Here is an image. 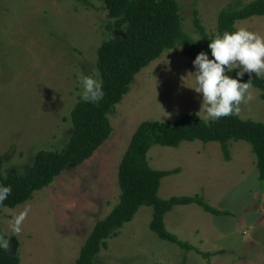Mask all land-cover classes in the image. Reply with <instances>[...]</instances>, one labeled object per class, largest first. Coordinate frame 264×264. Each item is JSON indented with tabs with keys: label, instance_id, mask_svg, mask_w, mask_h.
Returning <instances> with one entry per match:
<instances>
[{
	"label": "rangeland",
	"instance_id": "374dc122",
	"mask_svg": "<svg viewBox=\"0 0 264 264\" xmlns=\"http://www.w3.org/2000/svg\"><path fill=\"white\" fill-rule=\"evenodd\" d=\"M233 0H177L183 31L200 38L197 11L206 31H215L219 10ZM247 2L249 0H241ZM99 0H0V172H20L38 149H60L70 135L65 118L79 95L77 72L96 68V49L111 35ZM264 37V15L237 20ZM200 40V39H198ZM172 50V51H171ZM171 51V52H170ZM191 60L180 46L164 50L137 72L129 90L108 113L112 130L93 154L68 166L31 198L0 210L1 235L15 241L18 264H75L95 221L118 201L117 167L130 136L146 119H177L185 112L202 117V96L191 87ZM240 103L241 118L264 122V98L251 86ZM200 111V112H199ZM226 159L218 141L152 145L151 167L177 168L163 176L157 194H200L215 215L196 203L174 205L164 215L167 230L195 249L185 250L149 228L152 207L141 205L101 246L93 264H264V181L255 154L243 140H230ZM28 208L20 233L9 221Z\"/></svg>",
	"mask_w": 264,
	"mask_h": 264
},
{
	"label": "trees",
	"instance_id": "16d2710c",
	"mask_svg": "<svg viewBox=\"0 0 264 264\" xmlns=\"http://www.w3.org/2000/svg\"><path fill=\"white\" fill-rule=\"evenodd\" d=\"M91 4L93 0H76ZM110 20L106 28L111 35L101 40L96 49V68L104 83L103 99L98 104L86 103L78 95L70 107L67 118L70 135L60 149H38L30 164L20 172H0V184L11 185L2 207H14L32 197L33 192L48 185L68 166H78L89 158L107 139L112 126L108 113L129 90L137 72L160 54L176 45L191 62L200 51L210 55L209 41L225 30H236L237 20L253 15H264V0L230 1L222 7L216 18L215 31L207 32L194 10L193 24L200 40L186 34L181 27L177 0H99ZM197 40V41H196ZM236 70L226 74L235 77ZM245 73L241 82H246ZM251 86L259 89L264 98V77L251 74ZM243 139L255 154L258 176L264 181V122L241 118L235 111L219 119L203 121L193 112H185L177 119H146L141 121L130 136L117 167L118 201L100 219H97L79 249L75 264H93L105 240L130 221L141 205L152 207L149 228L160 238L174 242L185 250L195 249L203 257L212 253L199 251L166 229L164 215L174 205L196 203L215 215L227 214L207 203L200 194L172 195L161 198L157 192L163 176L177 168L159 169L150 166L148 149L154 145L178 146L182 141H218L224 158H230L229 141ZM1 235V232H0ZM19 255L0 249V264H18Z\"/></svg>",
	"mask_w": 264,
	"mask_h": 264
},
{
	"label": "clouds",
	"instance_id": "9594fccd",
	"mask_svg": "<svg viewBox=\"0 0 264 264\" xmlns=\"http://www.w3.org/2000/svg\"><path fill=\"white\" fill-rule=\"evenodd\" d=\"M208 48L212 58H209V53L200 51L191 62L193 70L188 72L194 81L191 88L202 96L200 111L203 109L201 118L205 123L238 112L240 103L251 99L250 93L246 95L251 87V74L255 73L257 78L264 77V37L258 33L245 28L225 30L209 41ZM234 69L235 77L226 74ZM245 73L249 74V79L241 82L240 78ZM77 82L82 101L98 104L103 99L104 81L97 69L93 68L91 74L77 72ZM11 191V185L0 184V203L8 198ZM27 214L28 208H25L10 219L12 235L20 233ZM9 237L0 235V249L8 250Z\"/></svg>",
	"mask_w": 264,
	"mask_h": 264
},
{
	"label": "water",
	"instance_id": "95a60500",
	"mask_svg": "<svg viewBox=\"0 0 264 264\" xmlns=\"http://www.w3.org/2000/svg\"><path fill=\"white\" fill-rule=\"evenodd\" d=\"M14 246H15V241L13 242L11 248L8 249V252H9V253H14V251H15V247H14Z\"/></svg>",
	"mask_w": 264,
	"mask_h": 264
}]
</instances>
